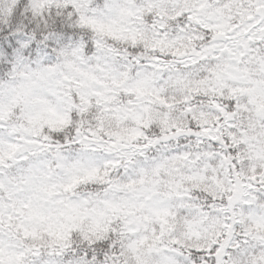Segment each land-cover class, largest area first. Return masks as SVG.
<instances>
[{
	"label": "snow or ice",
	"instance_id": "snow-or-ice-1",
	"mask_svg": "<svg viewBox=\"0 0 264 264\" xmlns=\"http://www.w3.org/2000/svg\"><path fill=\"white\" fill-rule=\"evenodd\" d=\"M0 264H264V0H0Z\"/></svg>",
	"mask_w": 264,
	"mask_h": 264
}]
</instances>
